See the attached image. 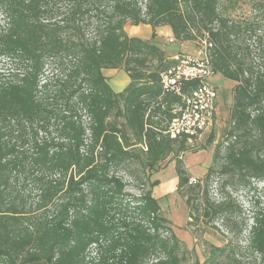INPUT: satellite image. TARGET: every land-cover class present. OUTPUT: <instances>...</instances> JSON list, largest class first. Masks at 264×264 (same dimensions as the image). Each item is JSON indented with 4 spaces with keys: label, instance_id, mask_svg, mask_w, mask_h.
Segmentation results:
<instances>
[{
    "label": "trees",
    "instance_id": "trees-1",
    "mask_svg": "<svg viewBox=\"0 0 264 264\" xmlns=\"http://www.w3.org/2000/svg\"><path fill=\"white\" fill-rule=\"evenodd\" d=\"M236 4L0 0V59L9 65L0 75V264H182L149 178L188 148L162 134L181 103L160 83L173 61L128 36L127 23L206 42L214 74L235 83L219 172L264 182V0H250V18L232 16ZM117 69L129 79L121 92L102 73ZM121 172L138 181V194ZM176 172L178 190L191 188L180 159ZM193 188L186 204L195 203L194 221L229 225L230 200L215 203ZM250 218L247 248L264 264V207ZM239 255L230 244L214 247L208 264Z\"/></svg>",
    "mask_w": 264,
    "mask_h": 264
},
{
    "label": "rangeland",
    "instance_id": "rangeland-1",
    "mask_svg": "<svg viewBox=\"0 0 264 264\" xmlns=\"http://www.w3.org/2000/svg\"><path fill=\"white\" fill-rule=\"evenodd\" d=\"M249 2L250 0H237L236 8L232 10L231 15L250 18ZM144 26L148 25L132 26L127 23L125 32L128 36H136L155 43L168 58L177 53L194 55L204 46L198 40L169 43L166 27L155 29L153 33L149 26L151 34H148ZM8 69L9 65L0 59V75L2 77L7 75ZM102 73L115 92H121L129 83L127 75L120 69L103 70ZM50 75L51 73L48 76ZM209 83L217 90V109L212 129L210 132L209 130L205 132L201 142L188 145L187 150L179 155L170 154L150 173V181L155 183L152 188L153 197L157 199L162 216L169 222L174 234L182 244L180 251L182 264H208L211 250L214 247L222 248L228 244L241 251V255L236 257L234 264H260L258 256L253 254L247 246L248 231L252 225L251 213L257 206L264 207V182H256L245 176H227L219 172L221 161L216 155L221 143L223 144L220 149L221 155L226 146L224 142L226 133L231 127L229 115L232 106V88L235 83L219 74H214L209 79ZM119 123L123 126V120L119 119ZM210 135L212 141L208 142ZM228 142L230 143V140ZM177 159L183 163L184 170L189 177V187L193 188L198 184L201 189L208 192L209 199L215 203L224 199L230 200L234 212L229 225L223 224L221 218H216L213 221L200 218L197 222L194 221L191 214L195 215L193 209L195 203L192 204V208L186 204V199L192 195V189L186 187L178 190L177 187ZM132 167L134 175L141 174L138 164ZM211 167L213 170L208 175ZM120 175L128 183V191L138 194V181L124 172H121Z\"/></svg>",
    "mask_w": 264,
    "mask_h": 264
},
{
    "label": "built area",
    "instance_id": "built-area-1",
    "mask_svg": "<svg viewBox=\"0 0 264 264\" xmlns=\"http://www.w3.org/2000/svg\"><path fill=\"white\" fill-rule=\"evenodd\" d=\"M173 43L172 37H167ZM196 54L177 53L169 59L173 65L161 74V86L164 93L180 98L181 103L172 106L173 117L167 123L162 134L171 140H185L187 145L202 141L207 130L212 129L216 109L217 90L209 83L214 75L207 54V44ZM210 46V45H209ZM195 83L196 87L184 91V87Z\"/></svg>",
    "mask_w": 264,
    "mask_h": 264
},
{
    "label": "crops",
    "instance_id": "crops-1",
    "mask_svg": "<svg viewBox=\"0 0 264 264\" xmlns=\"http://www.w3.org/2000/svg\"><path fill=\"white\" fill-rule=\"evenodd\" d=\"M149 26H144V28H145V31H146V33H150L151 31H149V30H151V29H149L148 28ZM167 28V27H166ZM157 29H159V28H157ZM168 29V34H167V36L168 37H172V35H171V32H170V29L169 28H167ZM151 34V33H150ZM171 57V56H170ZM128 78V77H127Z\"/></svg>",
    "mask_w": 264,
    "mask_h": 264
}]
</instances>
